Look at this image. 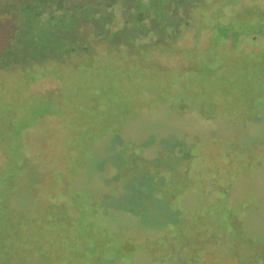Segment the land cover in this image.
Segmentation results:
<instances>
[{"label": "rangeland", "instance_id": "obj_1", "mask_svg": "<svg viewBox=\"0 0 264 264\" xmlns=\"http://www.w3.org/2000/svg\"><path fill=\"white\" fill-rule=\"evenodd\" d=\"M71 3L0 0V167L69 218L49 264H264V0Z\"/></svg>", "mask_w": 264, "mask_h": 264}, {"label": "trees", "instance_id": "obj_2", "mask_svg": "<svg viewBox=\"0 0 264 264\" xmlns=\"http://www.w3.org/2000/svg\"><path fill=\"white\" fill-rule=\"evenodd\" d=\"M72 1L73 0H32L33 6L36 8L26 6L27 9H35L34 11L39 12L52 5L58 6L60 9H66L67 2L71 3ZM22 2L24 3L25 0H22ZM73 5H76L78 9L85 13L90 10L89 5L78 4L76 1L71 3V6ZM91 7L93 9L92 11H94L100 8V4L92 3ZM67 10H70V8ZM255 73L261 74L260 72ZM250 77L253 81L262 79H255L253 75ZM251 89L257 91L251 103L256 109L255 114L249 116L247 121L252 117L260 118L263 110V108L261 109L260 107L262 103L258 100L262 95V87H251ZM225 91V97L227 98L226 102L229 99V102L231 101L229 107H233L235 105V101L231 100L233 96L229 89ZM215 102L218 105L222 102L224 103V97L222 99H215ZM214 112H216V110ZM225 114H231L246 121L245 118H241L242 115H238V112L229 111ZM15 115L17 116V114ZM9 123L14 127L15 122L13 119ZM9 144L10 142L0 141V148L3 147L6 149ZM7 156L8 160L15 159L14 161L16 164L15 169H6L4 165L0 167V264H37V262L42 259H45L47 264H49V261L52 260L49 257V244H53L57 240L61 241L59 237L70 228V220L61 209L54 210V207L49 204L44 206L32 205L29 190L21 187V184L25 182L29 176V168L26 164L29 160L21 156ZM147 179L149 182H152V179L150 180L149 177ZM224 200H222V202H224ZM222 206L223 204L219 202L212 205V209L207 208L205 211L207 213V215L205 214V219L203 216L204 223L207 216V219L213 222L212 225H215V228L225 225V230L231 231L232 222L234 223L235 220L241 219L242 216L237 214L234 210L230 213L221 212L219 209ZM242 214L244 216L245 212L243 211ZM51 233L56 234V236H53L54 238L50 237L47 240V236ZM186 242L188 243L189 240L186 239ZM183 249H186V247L182 246L181 250ZM69 254L67 253L60 256L57 260H54L56 263L61 262L62 264H65L67 261L70 262L72 258L67 257Z\"/></svg>", "mask_w": 264, "mask_h": 264}, {"label": "flooded vegetation", "instance_id": "obj_3", "mask_svg": "<svg viewBox=\"0 0 264 264\" xmlns=\"http://www.w3.org/2000/svg\"><path fill=\"white\" fill-rule=\"evenodd\" d=\"M216 5H218V7H217V9H216V11H215V13H213V12H211V10H210V12H209V14H215L216 15V13H221L222 12V5H221V3H218V4H216ZM214 7V6H213ZM222 37H224L223 35H222ZM229 37V36H228ZM227 37V38H228ZM226 40V37H224V39H222V41L220 40L219 42H218V44L219 45H221V43H223L224 41ZM213 47V46H212ZM212 47L210 48V50L212 49ZM206 51H209V49L208 50H206ZM205 51V52H206ZM264 52V51H263ZM260 53H262V52H260ZM203 65V64H202ZM253 75V78H255V79H258V78H264V74H259V73H253L252 74ZM256 75H258L259 77H257Z\"/></svg>", "mask_w": 264, "mask_h": 264}]
</instances>
